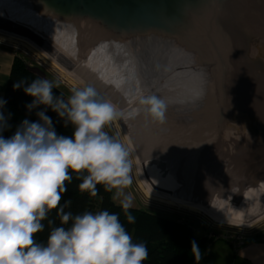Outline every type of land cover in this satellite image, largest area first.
<instances>
[{
    "label": "clouds",
    "instance_id": "clouds-1",
    "mask_svg": "<svg viewBox=\"0 0 264 264\" xmlns=\"http://www.w3.org/2000/svg\"><path fill=\"white\" fill-rule=\"evenodd\" d=\"M20 87V82L14 84V90ZM59 87V80L38 78L24 91L34 98L29 110L50 107L65 126H74L71 137L58 136L44 111L37 113L39 122L25 119L11 138L0 135V264H143L147 247L133 242L119 214L102 210L73 216L59 207L72 173L82 179L79 191L91 197L98 195V185L109 192L117 189L128 224L135 223L128 211L133 198L123 193L133 182L129 152L104 130L126 118L125 113L101 98L93 86L73 89L67 99L54 96L53 89ZM4 104L0 100V108ZM139 105L153 121H165L164 98L141 96ZM6 127L0 112V132ZM56 209L62 226L52 228L46 246L37 243L34 236L43 231L42 221ZM69 222L70 227H64ZM191 253L199 262L202 254L195 240Z\"/></svg>",
    "mask_w": 264,
    "mask_h": 264
},
{
    "label": "water",
    "instance_id": "water-1",
    "mask_svg": "<svg viewBox=\"0 0 264 264\" xmlns=\"http://www.w3.org/2000/svg\"><path fill=\"white\" fill-rule=\"evenodd\" d=\"M29 3L73 36L99 34L131 46L148 32L171 42L198 74L196 93L188 100L195 123L187 126L186 137L210 156L264 158V0ZM32 71L46 79L44 72Z\"/></svg>",
    "mask_w": 264,
    "mask_h": 264
},
{
    "label": "bare ground",
    "instance_id": "bare-ground-1",
    "mask_svg": "<svg viewBox=\"0 0 264 264\" xmlns=\"http://www.w3.org/2000/svg\"><path fill=\"white\" fill-rule=\"evenodd\" d=\"M29 1H4V4H11L10 10L13 12H9L10 14L6 12L0 16V34L8 37V41L12 43L23 41L32 48L33 55L52 66L68 84L76 89L87 85L93 86L101 98L112 102L125 113L126 118L113 122L117 124L123 142L128 147L132 169L140 180L139 186L142 189L145 188L150 196L203 213H213L217 217L247 221L264 212V197L262 199L259 198L261 195L257 197L259 198L255 204L257 208L253 210L252 206L248 205L249 202L244 201L246 196H250L245 194L246 191L221 184L216 176L211 175L213 174L211 172L218 168L210 163L211 159L209 163L206 162L210 155L206 154L204 149L196 148L192 140L186 137L187 125L182 126V129L175 124L172 125L171 121L175 118L170 120L167 113L169 116L171 113L168 111L163 123L153 121L143 110L139 105L141 96L164 97L166 93L164 90L161 94L157 92L161 82L156 74L151 78V82L149 79L150 84L146 81L144 86H140L139 73L135 71L138 69L139 72L140 69L142 71L147 67L143 61L137 60L139 55L136 59L130 55L132 50L130 45L124 44L123 41L122 45H117L121 43L107 37L103 38L99 34L94 36L85 33L73 36L37 12ZM145 34L148 46L153 49L157 59L162 57L161 52L165 54L168 52L171 42L166 44L163 37L152 36L148 32ZM122 36L127 38L126 33H122ZM100 37L108 45L95 41L103 40ZM162 41L166 45H161ZM94 45L97 46L96 54L99 56L95 55L93 50L94 54L89 53ZM119 46L124 50L120 51ZM159 46L164 50H160ZM100 52L102 53L99 54ZM112 59L118 62L117 67L110 65ZM152 62L153 59L151 63L148 61L147 66H154L155 63ZM133 64L139 68H133ZM105 78H109V81H106L108 84L103 83ZM136 108H141L139 114L127 115ZM191 108L194 111L192 105ZM185 114H191L187 108ZM175 128L179 129V132L174 133ZM180 130L183 133L182 138ZM168 134H171L169 139ZM257 159L258 157L254 160H236L224 157L221 163L228 166L233 164L232 161H236L234 164H238L240 168L249 164L251 168L256 163H261L257 164L259 166L264 164V158ZM260 167L264 169L263 166Z\"/></svg>",
    "mask_w": 264,
    "mask_h": 264
},
{
    "label": "rangeland",
    "instance_id": "rangeland-1",
    "mask_svg": "<svg viewBox=\"0 0 264 264\" xmlns=\"http://www.w3.org/2000/svg\"><path fill=\"white\" fill-rule=\"evenodd\" d=\"M4 1L7 0H0V16L5 14L6 12L8 14L13 12V10H10L11 4H4ZM0 37H4L3 39H0V72L2 75V80L0 81V84L3 85L2 90H0V99L4 98L11 69L16 60H20L21 62H23L30 70L35 71L38 69L44 72L46 75V79L53 81L59 80V89L66 94L67 98L71 95L72 90L76 89L75 87L68 84L67 81L62 78L61 75L52 66L45 63L38 56L33 55L31 52L32 48L26 45L23 41H18V43H12L9 42L7 39L8 37L4 35L0 34ZM95 41L105 45L104 40ZM161 45L164 46L166 44L163 43ZM131 46L132 50H130V55H132L134 59H136L137 55H139L137 60L141 62L143 61L145 63V67H147L142 71L141 69L139 70V72L138 69L137 71H135V73H139V78L141 81L140 86H144L146 84V81L149 82V79L151 82V78L156 74V77H158L159 81L161 82L159 83L161 84V87L157 88L159 89L157 92L161 94L162 90H164V92L166 93V96L162 98H164L167 102V111L171 113L170 116L168 113L167 115L170 120L173 118H175L176 120L175 123V120H172L171 124L179 126L180 129H182V126L184 125L188 126L191 122L194 121L192 119L191 110H189L191 106L188 100L190 97H193L191 95H194L196 93L195 88L198 77V74H196L195 72V67L193 63L191 61H188L187 58H184L181 52H178L172 48H169L166 54L161 52L162 55L160 53V57L162 56L163 58L161 57L162 59H157L153 54V49L149 48L147 39L145 38L141 39L140 41L138 40L135 45ZM159 49L164 50V48L160 46ZM92 50L95 55H98L96 54V51L98 50L96 45H94L93 48L90 49V55L93 53ZM101 53L102 52H100L99 54ZM145 56L146 58H144ZM155 58L158 61H156ZM152 59V63H155L154 66H147V62L149 61L151 63ZM110 65L117 67L118 62L112 59ZM134 67L139 68L134 66L133 64V68ZM123 71L125 72V70ZM106 81H109V78H105V81L103 83L108 84L109 82ZM186 108L191 114H185ZM3 114L7 120L8 127L11 126L12 121H14L13 125H15V127H19L24 121V118L18 113H16V111L12 108L5 109L3 111ZM104 130L111 137L120 141L124 145V147L128 149L127 145L123 142V137L120 135V130L115 122H111V124L105 126ZM178 130L177 128H175L173 132L175 133ZM182 135L183 133L180 130V137ZM170 136L171 134H168L167 139H169ZM223 158V156H214V154H212V156L208 157L205 160L209 163V160L211 159L210 163L212 165L214 164L216 168H218L215 169V171L211 172L213 173L211 175L216 176L221 181V184H225L228 187H237V190L239 191H246L245 194H249L250 196H246L244 201L246 203L249 202L248 205H251V208H253L254 210L255 208H257L255 204L258 202V199H262L264 197V169H261L260 167L263 166L264 168V164L259 166L257 164L261 163H256L255 166H252V168L249 164L250 166L244 165L240 168L238 164H234L236 163V161H232L231 163L233 164L227 163L229 165L224 166L222 165L223 163H221ZM132 167L133 166L131 165V169ZM130 174L132 176L133 182L130 186L123 189V193L125 195L130 194L132 196V209L146 210L161 215L163 217H168L170 219L176 220L180 223H187L188 226L195 231V235H197L198 233H202L201 238H196L200 240L204 239L203 241H206V243H208V248L218 241H227L233 249H238L247 245L251 241L259 239L264 240V212L247 221L217 217L213 213H203L195 209L169 203L166 200L159 199L155 196H150L145 190V188L142 189L139 186L140 180L138 179L133 169L131 170ZM117 191V189H113L112 196L114 201L118 205H120V199H122L123 197L121 196L117 198Z\"/></svg>",
    "mask_w": 264,
    "mask_h": 264
},
{
    "label": "trees",
    "instance_id": "trees-1",
    "mask_svg": "<svg viewBox=\"0 0 264 264\" xmlns=\"http://www.w3.org/2000/svg\"><path fill=\"white\" fill-rule=\"evenodd\" d=\"M38 78L43 79L27 68L23 62L16 60L11 69L4 98L0 99L5 102L4 107L0 108V112L12 108L24 120L39 122L37 113L44 111L51 118L58 136L71 137L75 130L74 126L70 123L65 126L64 119L60 118L50 107L39 105L29 110L28 105L33 102L34 98L26 95L24 88ZM18 82L21 83V87L14 90V84ZM53 94L56 97H60L62 94L67 99L66 94L59 88H54ZM13 122L11 126L0 132V135L5 139L11 138L18 128L13 125ZM70 174L72 180L66 182L67 191L62 194L59 207H63L65 212H71L73 216L83 214L85 211L95 213L102 210L119 214L120 221L132 236L133 242L143 243L147 247L148 257L143 264H200L203 260L208 243L203 241L204 239H197L195 231L187 223H180L146 210L130 208L128 211L135 217V223L128 224L124 211L113 199V190L110 192L105 191L103 185H98V195L91 197L88 192L79 191L78 186L82 179H78L75 174ZM57 212L58 209L52 210L48 217L42 221L44 224L43 231L34 236L37 243L46 246L52 228L62 226ZM70 225L71 222H69V225H64V227L67 228ZM193 240L198 243L201 250L202 256L199 262L195 260L191 253V241Z\"/></svg>",
    "mask_w": 264,
    "mask_h": 264
},
{
    "label": "crops",
    "instance_id": "crops-1",
    "mask_svg": "<svg viewBox=\"0 0 264 264\" xmlns=\"http://www.w3.org/2000/svg\"><path fill=\"white\" fill-rule=\"evenodd\" d=\"M2 87L0 84V90ZM200 264H264V240L251 241L238 249H233L227 241L215 242L208 248Z\"/></svg>",
    "mask_w": 264,
    "mask_h": 264
}]
</instances>
